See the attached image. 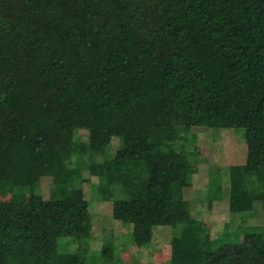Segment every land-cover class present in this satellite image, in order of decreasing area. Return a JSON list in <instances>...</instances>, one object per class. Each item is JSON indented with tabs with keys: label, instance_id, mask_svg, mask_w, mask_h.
<instances>
[{
	"label": "trees",
	"instance_id": "1",
	"mask_svg": "<svg viewBox=\"0 0 264 264\" xmlns=\"http://www.w3.org/2000/svg\"><path fill=\"white\" fill-rule=\"evenodd\" d=\"M193 127L242 132L246 158L188 200ZM85 172L134 245L171 226L208 241L205 264H264V228L213 238L193 213H264V0H0V264H124L110 236L90 247Z\"/></svg>",
	"mask_w": 264,
	"mask_h": 264
},
{
	"label": "rangeland",
	"instance_id": "2",
	"mask_svg": "<svg viewBox=\"0 0 264 264\" xmlns=\"http://www.w3.org/2000/svg\"><path fill=\"white\" fill-rule=\"evenodd\" d=\"M193 130L199 135L196 149L199 155L200 172L195 175L194 184L184 188V197L188 200H194L196 191L208 182V171L211 166H220L227 176L230 165L244 164L246 158V148L241 138L242 132H210L207 127H193ZM88 135L86 130L79 132V137L84 141L88 139ZM122 145L123 140L115 137L110 148L115 150ZM96 161L103 162V157H97ZM84 176L88 179L84 183L85 196L90 201V209L93 213L94 237L90 242L92 249L101 250L104 237L110 236L115 240L114 243L121 252L124 264H205L208 241L182 239L171 226L158 227L151 245L144 248L134 245L130 239L131 227L114 219L112 201L99 198L91 193V186L97 183L98 178L87 172ZM225 180L228 182V177ZM41 193L46 199L58 197V188L52 183L51 178L42 179ZM27 197V195L23 196L25 199ZM9 199V194H0V201ZM227 199L226 197L221 201H215L211 207L208 206L207 201H201L193 208L194 214H197L200 209L203 211L201 217L211 229L213 238H216L229 224L233 229L239 225L264 228L262 211L253 216L240 217L231 212Z\"/></svg>",
	"mask_w": 264,
	"mask_h": 264
}]
</instances>
